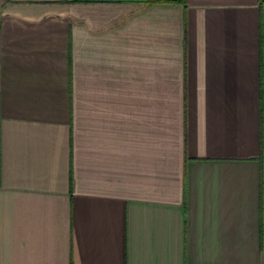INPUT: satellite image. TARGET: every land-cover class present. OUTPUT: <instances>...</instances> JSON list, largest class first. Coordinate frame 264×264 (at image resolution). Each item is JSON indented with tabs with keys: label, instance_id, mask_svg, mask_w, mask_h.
I'll list each match as a JSON object with an SVG mask.
<instances>
[{
	"label": "crops",
	"instance_id": "0c3cea01",
	"mask_svg": "<svg viewBox=\"0 0 264 264\" xmlns=\"http://www.w3.org/2000/svg\"><path fill=\"white\" fill-rule=\"evenodd\" d=\"M0 264H264V0H0Z\"/></svg>",
	"mask_w": 264,
	"mask_h": 264
}]
</instances>
